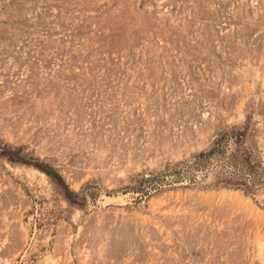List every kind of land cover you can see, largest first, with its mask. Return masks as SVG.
<instances>
[{
  "label": "rangeland",
  "instance_id": "374dc122",
  "mask_svg": "<svg viewBox=\"0 0 264 264\" xmlns=\"http://www.w3.org/2000/svg\"><path fill=\"white\" fill-rule=\"evenodd\" d=\"M4 144L0 264H264V0H0Z\"/></svg>",
  "mask_w": 264,
  "mask_h": 264
},
{
  "label": "trees",
  "instance_id": "16d2710c",
  "mask_svg": "<svg viewBox=\"0 0 264 264\" xmlns=\"http://www.w3.org/2000/svg\"><path fill=\"white\" fill-rule=\"evenodd\" d=\"M246 127L244 129L233 127L225 131L207 150L200 152L195 157L198 160L200 166H206L210 164L211 160L217 155L221 157L218 170V182L230 185L232 187H245L248 189H254L253 185L249 183V180L253 184L261 182L260 163L256 162L253 158L252 151H249L245 146L246 140ZM231 137H234L236 147L229 154L228 142ZM22 148H16L8 144L0 145V154L7 155L13 161H20L28 164H33L36 167L42 169L49 175L58 177L60 181H64L60 174L52 172L42 162H33L20 155ZM223 156V157H222ZM227 158V161L225 160ZM70 193H74L71 191Z\"/></svg>",
  "mask_w": 264,
  "mask_h": 264
}]
</instances>
